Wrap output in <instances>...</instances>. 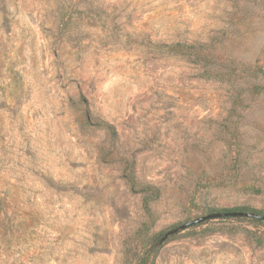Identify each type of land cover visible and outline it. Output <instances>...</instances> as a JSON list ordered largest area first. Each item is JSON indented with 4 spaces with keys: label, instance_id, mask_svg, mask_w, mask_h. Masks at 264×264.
<instances>
[{
    "label": "rangeland",
    "instance_id": "1",
    "mask_svg": "<svg viewBox=\"0 0 264 264\" xmlns=\"http://www.w3.org/2000/svg\"><path fill=\"white\" fill-rule=\"evenodd\" d=\"M224 209L264 214V0H0V264H264V221L157 246Z\"/></svg>",
    "mask_w": 264,
    "mask_h": 264
},
{
    "label": "water",
    "instance_id": "2",
    "mask_svg": "<svg viewBox=\"0 0 264 264\" xmlns=\"http://www.w3.org/2000/svg\"><path fill=\"white\" fill-rule=\"evenodd\" d=\"M238 217L254 218L264 221V214H258L255 212L233 211V212L210 213L172 228L171 230L163 234V236L160 238L159 242L157 243V246L159 247L163 245L168 239H170L174 235L183 232L191 227L203 224L207 221L221 219V218H238Z\"/></svg>",
    "mask_w": 264,
    "mask_h": 264
},
{
    "label": "trees",
    "instance_id": "3",
    "mask_svg": "<svg viewBox=\"0 0 264 264\" xmlns=\"http://www.w3.org/2000/svg\"><path fill=\"white\" fill-rule=\"evenodd\" d=\"M109 129H111L110 131H111L112 137H116L117 136L116 129L113 126H109ZM127 179H128V182L131 185H135V179L133 177H128ZM143 191H146V193H149V192L153 193L154 194V198L158 197V194H159V189L154 187V186H144ZM154 198H149V199H154ZM149 199H146V200H149ZM146 209H147L148 213H151V209L149 207L148 201H146ZM233 211H241V210L224 209L221 212H233ZM246 212H248V211H246ZM252 212H255V213H258V214H263L262 212H259V211H252ZM212 213H214V212H212ZM222 219H232V218H222ZM236 219H243V220L250 219L251 221H253L255 223H263L262 220L254 219V218L238 217ZM154 249H156V246H154ZM145 258L149 259L150 258V254H147L143 259H145Z\"/></svg>",
    "mask_w": 264,
    "mask_h": 264
}]
</instances>
